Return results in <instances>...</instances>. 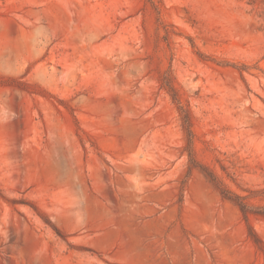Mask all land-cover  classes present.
Here are the masks:
<instances>
[{"label":"rangeland","instance_id":"1","mask_svg":"<svg viewBox=\"0 0 264 264\" xmlns=\"http://www.w3.org/2000/svg\"><path fill=\"white\" fill-rule=\"evenodd\" d=\"M179 106L264 187V0H0V264H264Z\"/></svg>","mask_w":264,"mask_h":264},{"label":"trees","instance_id":"2","mask_svg":"<svg viewBox=\"0 0 264 264\" xmlns=\"http://www.w3.org/2000/svg\"><path fill=\"white\" fill-rule=\"evenodd\" d=\"M166 85L170 89V92L173 93L174 98L177 100L175 87L171 85L170 81H167ZM179 110L182 116L183 128L189 137V157L191 163L195 164V166H202L203 170L207 173L211 181L216 185L217 189H219L223 198L231 201L238 207L244 221L249 228V235L251 239L255 244L261 245L262 241L251 226L250 219L252 216L264 218V187L248 188L244 190L247 193L246 195H240L227 189L219 177L209 167L199 165V162L194 157V151L191 149L194 138V132L192 130V115L188 109L182 106H179Z\"/></svg>","mask_w":264,"mask_h":264}]
</instances>
